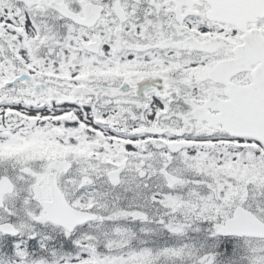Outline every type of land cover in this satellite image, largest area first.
Instances as JSON below:
<instances>
[{
    "label": "snow or ice",
    "instance_id": "6c2138e0",
    "mask_svg": "<svg viewBox=\"0 0 264 264\" xmlns=\"http://www.w3.org/2000/svg\"><path fill=\"white\" fill-rule=\"evenodd\" d=\"M0 264H264V0H0Z\"/></svg>",
    "mask_w": 264,
    "mask_h": 264
}]
</instances>
